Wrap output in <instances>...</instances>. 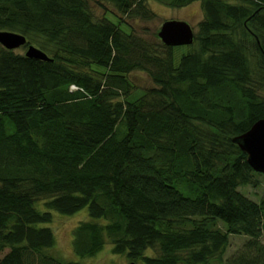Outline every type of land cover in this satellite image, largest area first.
I'll use <instances>...</instances> for the list:
<instances>
[{"label":"trees","instance_id":"trees-1","mask_svg":"<svg viewBox=\"0 0 264 264\" xmlns=\"http://www.w3.org/2000/svg\"><path fill=\"white\" fill-rule=\"evenodd\" d=\"M89 1L0 0V29L52 58L0 45V264H84L48 253L53 233L39 225L83 206L80 256L109 241L144 264H205L243 234L225 263L264 264V189L237 188L260 172L232 141L264 115V0H196L176 64L174 45L119 24L153 16L148 0H107L118 21ZM134 70L153 83L137 95Z\"/></svg>","mask_w":264,"mask_h":264},{"label":"rangeland","instance_id":"rangeland-1","mask_svg":"<svg viewBox=\"0 0 264 264\" xmlns=\"http://www.w3.org/2000/svg\"><path fill=\"white\" fill-rule=\"evenodd\" d=\"M101 5L95 3L94 0L89 1L90 8L95 16L102 14L112 21H118V18L111 12L115 11L113 5L107 0H101ZM148 7L154 12L150 18H141L137 15L126 16L122 15L124 22L120 21V26L125 30L132 28L135 32L149 37L156 33L159 24L162 20L167 18L185 20L190 24L193 31H196V23L202 17V9L198 1L193 0L181 6L168 5L166 0H148ZM25 46H18L12 49L15 53H23ZM188 49V44H179L172 47L173 64L178 62L179 56L182 52ZM99 70H102V68ZM129 79L134 84L133 95L140 94L142 89L153 85L152 81L146 76L143 71L134 70L129 74ZM11 124L8 123L7 127ZM10 129V128H9ZM257 178L256 185H240L237 188L245 195L252 199H258L264 189V175L262 173L255 176ZM38 209H43L40 204V198L37 199ZM51 211V220L49 222L39 223V225H47L51 228L54 242L46 251L52 255L60 256L67 260L78 261L84 264H144L142 259L131 260L125 255L114 253L111 251V243L106 241L103 246L92 255L80 256L76 254L71 246L72 230L78 221L89 218L87 207L83 206L71 214L59 213L55 210ZM94 220L102 222L103 218H94ZM220 227L222 224L219 222ZM246 238L243 234H230L228 236V244L223 252L222 260H210L205 264H226L224 258L231 254L234 250L240 247L242 241ZM260 239L264 242V227L261 231ZM145 254H153L154 250L150 247L145 248Z\"/></svg>","mask_w":264,"mask_h":264},{"label":"water","instance_id":"water-1","mask_svg":"<svg viewBox=\"0 0 264 264\" xmlns=\"http://www.w3.org/2000/svg\"><path fill=\"white\" fill-rule=\"evenodd\" d=\"M156 35L167 45L189 44L193 40L190 24L181 19L162 20ZM0 45L6 49L25 45V56L42 60L52 59L39 47L28 43L25 35L16 31L0 29ZM232 141L245 152L248 165L264 175V115L254 120L246 130L233 136Z\"/></svg>","mask_w":264,"mask_h":264}]
</instances>
